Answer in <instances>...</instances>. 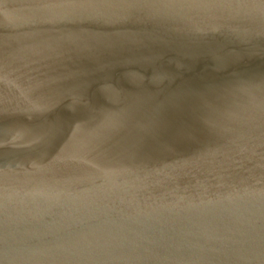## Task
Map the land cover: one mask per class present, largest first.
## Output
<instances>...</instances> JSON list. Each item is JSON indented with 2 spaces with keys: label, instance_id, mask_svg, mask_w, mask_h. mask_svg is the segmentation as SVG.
Instances as JSON below:
<instances>
[{
  "label": "water",
  "instance_id": "water-1",
  "mask_svg": "<svg viewBox=\"0 0 264 264\" xmlns=\"http://www.w3.org/2000/svg\"><path fill=\"white\" fill-rule=\"evenodd\" d=\"M0 264H264V0H0Z\"/></svg>",
  "mask_w": 264,
  "mask_h": 264
}]
</instances>
